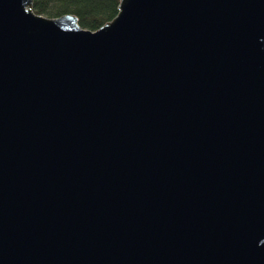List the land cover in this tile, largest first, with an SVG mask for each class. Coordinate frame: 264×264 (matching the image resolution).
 <instances>
[{
  "label": "water",
  "instance_id": "95a60500",
  "mask_svg": "<svg viewBox=\"0 0 264 264\" xmlns=\"http://www.w3.org/2000/svg\"><path fill=\"white\" fill-rule=\"evenodd\" d=\"M0 0V264H264V0Z\"/></svg>",
  "mask_w": 264,
  "mask_h": 264
},
{
  "label": "trees",
  "instance_id": "16d2710c",
  "mask_svg": "<svg viewBox=\"0 0 264 264\" xmlns=\"http://www.w3.org/2000/svg\"><path fill=\"white\" fill-rule=\"evenodd\" d=\"M34 12L47 16L70 12L81 27L90 30L114 15L118 0H31Z\"/></svg>",
  "mask_w": 264,
  "mask_h": 264
}]
</instances>
